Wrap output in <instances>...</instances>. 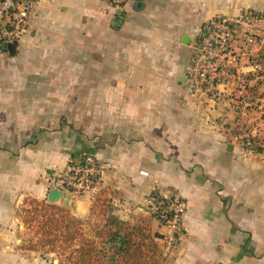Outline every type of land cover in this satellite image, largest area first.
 <instances>
[{
    "label": "crops",
    "instance_id": "crops-1",
    "mask_svg": "<svg viewBox=\"0 0 264 264\" xmlns=\"http://www.w3.org/2000/svg\"><path fill=\"white\" fill-rule=\"evenodd\" d=\"M246 9L264 0H34L15 53L0 40V264H52L19 248L16 213L79 152L104 166L123 220L146 216L150 195L187 202L165 264H264V149L242 156L234 108L185 84L201 25Z\"/></svg>",
    "mask_w": 264,
    "mask_h": 264
},
{
    "label": "built area",
    "instance_id": "built-area-1",
    "mask_svg": "<svg viewBox=\"0 0 264 264\" xmlns=\"http://www.w3.org/2000/svg\"><path fill=\"white\" fill-rule=\"evenodd\" d=\"M122 6L125 0H108ZM34 0H0V40H12L25 28ZM264 13L246 9L219 14L204 22L191 44L185 72L187 95L216 105L228 101L235 110L237 129L230 140L242 156L258 158L264 149ZM104 166L94 154H73L66 166L47 178L56 188L88 199L102 191ZM144 209L163 227L160 248L168 256L180 233L187 202L177 194L150 195Z\"/></svg>",
    "mask_w": 264,
    "mask_h": 264
},
{
    "label": "trees",
    "instance_id": "trees-1",
    "mask_svg": "<svg viewBox=\"0 0 264 264\" xmlns=\"http://www.w3.org/2000/svg\"><path fill=\"white\" fill-rule=\"evenodd\" d=\"M264 64V43L259 54ZM19 248L52 255V264H165L151 218L123 220L101 191L85 218L65 206L29 197L17 211Z\"/></svg>",
    "mask_w": 264,
    "mask_h": 264
},
{
    "label": "water",
    "instance_id": "water-1",
    "mask_svg": "<svg viewBox=\"0 0 264 264\" xmlns=\"http://www.w3.org/2000/svg\"><path fill=\"white\" fill-rule=\"evenodd\" d=\"M117 21H118V18H116V20L114 21V24H116ZM16 45H17L16 40L3 42L1 44L3 50L7 51L9 54L15 53ZM228 148H231V146L229 145ZM70 195L71 194L66 193L60 189L49 188L47 190L46 198H47L48 202H50V203L57 204V205H59L58 203H62L63 206H68V205H70V201H71ZM80 204H83V202L82 201L77 202L74 210L72 211V213L77 217H80V215H77L76 212L82 213L85 210L84 205H83V210L79 208ZM144 213L148 214V212L146 210H144Z\"/></svg>",
    "mask_w": 264,
    "mask_h": 264
},
{
    "label": "rangeland",
    "instance_id": "rangeland-1",
    "mask_svg": "<svg viewBox=\"0 0 264 264\" xmlns=\"http://www.w3.org/2000/svg\"><path fill=\"white\" fill-rule=\"evenodd\" d=\"M55 174V173H54ZM51 175H53V174H51ZM50 175V176H51ZM47 184V183H46ZM46 188H47V185H46ZM48 190V189H47ZM46 190V191H47ZM47 193V192H46ZM69 194H71V193H69ZM71 196V201H70V205H68V206H65V207H67V208H69L70 210H74V208H75V205L77 204V202H79V201H82V202H85V204H86V206L87 207H89L90 208V206H91V204L93 203V201H94V199L95 198H93V199H88V198H86V197H80V196H77V195H73V194H71L70 195ZM46 199V201L48 202V200H47V198H45ZM50 203V202H49ZM59 205H62V203H58ZM83 205V204H82ZM63 206V205H62ZM21 208V207H20ZM19 208V209H20ZM88 208V209H89ZM72 212V211H71ZM88 213H89V210L87 211V213L86 214H84V215H81L80 217L81 218H85L87 215H88ZM146 216H148V217H150L151 219H153V220H155L154 219V217H152L150 214H147ZM17 229H19V231H23V226H21L20 225V227L19 228H17ZM179 235H180V233L179 234H176V242H175V244H174V246H173V248H172V250L175 248V246H176V243H177V241H178V239H179ZM161 249V248H160ZM171 250V251H172ZM45 257H43L42 255H37V258H43V259H45V258H49V255H44ZM167 257V256H166ZM41 258V259H42ZM48 261V264H49V260H47ZM54 263V262H53Z\"/></svg>",
    "mask_w": 264,
    "mask_h": 264
}]
</instances>
